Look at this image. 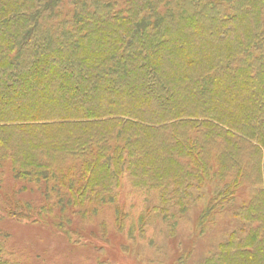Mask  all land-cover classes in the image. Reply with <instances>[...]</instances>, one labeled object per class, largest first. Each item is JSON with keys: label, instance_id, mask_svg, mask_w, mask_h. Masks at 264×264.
Segmentation results:
<instances>
[{"label": "trees", "instance_id": "trees-1", "mask_svg": "<svg viewBox=\"0 0 264 264\" xmlns=\"http://www.w3.org/2000/svg\"><path fill=\"white\" fill-rule=\"evenodd\" d=\"M0 161L83 216L127 177L173 232L194 189L230 181L199 224L248 189L242 229L204 264H264V0H0Z\"/></svg>", "mask_w": 264, "mask_h": 264}, {"label": "rangeland", "instance_id": "rangeland-1", "mask_svg": "<svg viewBox=\"0 0 264 264\" xmlns=\"http://www.w3.org/2000/svg\"><path fill=\"white\" fill-rule=\"evenodd\" d=\"M69 10L64 5L63 15L73 16L67 14ZM178 55L181 59L187 56ZM229 185L227 180L207 178L201 188L193 190L192 201L202 196L199 202L185 214L172 209L178 215L173 232V222H165L152 211L159 204L157 193L138 191L127 177L121 182L117 204H95L96 212L83 216L81 208L60 203L56 193H50L47 201L38 189L17 182L10 164L0 161V246L10 261L20 264H204L242 229L234 214L250 198L248 189L217 208L207 229L203 231L199 224L211 201L218 207L222 204L224 198H214L225 195ZM26 204L32 210L47 205L52 213L39 223L15 217L18 211L28 210ZM62 207L64 215L58 213ZM73 211L77 213L72 216Z\"/></svg>", "mask_w": 264, "mask_h": 264}]
</instances>
